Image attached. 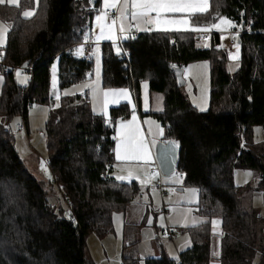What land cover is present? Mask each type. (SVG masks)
Returning <instances> with one entry per match:
<instances>
[{
    "label": "trees",
    "instance_id": "trees-1",
    "mask_svg": "<svg viewBox=\"0 0 264 264\" xmlns=\"http://www.w3.org/2000/svg\"><path fill=\"white\" fill-rule=\"evenodd\" d=\"M98 1L40 0L31 18L16 6L0 4V16L8 24L2 61L9 66L0 95V264H92L87 234L102 238L111 233L113 212H125L139 192L136 181L110 175L115 124L130 117L127 103L111 107L108 119L92 112L86 95L62 97L50 110L45 137L54 181H45L70 200L68 216L62 207H51V190L26 167L10 127L16 115L26 125L32 103L51 100L55 57L60 88L92 75V58L76 48L91 32ZM216 16L227 17L233 30L241 32L233 73L226 70L227 51L216 32L205 46L192 32L128 36L121 45L126 62L109 43L101 44L102 88H129L138 101L145 80L151 92L162 95L161 110L150 114L163 129L162 140L179 144L175 172L199 192L195 213L204 221L186 228L190 247L178 258L161 252L145 258V264H210V219L215 217L221 229L219 264H264V233L252 231V215L239 200L247 187L232 180L234 168L254 169L264 192V134L262 141H253L254 126L264 132V0H209L197 23L209 24ZM199 60L210 63V105L204 111L183 94L173 71ZM20 66L30 67L28 85L14 80L13 69ZM122 264L135 263L123 257Z\"/></svg>",
    "mask_w": 264,
    "mask_h": 264
},
{
    "label": "rangeland",
    "instance_id": "rangeland-1",
    "mask_svg": "<svg viewBox=\"0 0 264 264\" xmlns=\"http://www.w3.org/2000/svg\"><path fill=\"white\" fill-rule=\"evenodd\" d=\"M4 4L14 6L9 3ZM39 4L40 0H18V6L16 7L22 10L21 15L23 16L24 11H31L35 14ZM104 7L105 6L103 5L100 6L99 10L98 7L95 9L97 11L95 12L94 19L92 21L91 34L89 33L85 35L83 41L76 48V52L81 54L82 43L87 41L91 42L92 51L88 57L92 58L93 61L92 75L83 81L60 88L58 79V60L55 57L50 64L49 92L51 100L49 103H32L28 108L26 120H24L27 124L28 132L14 134L16 149L26 167L34 176L45 182L47 189L49 188L51 190L49 196L52 200H54L53 202H50L51 207L55 210L58 209L59 206L62 207L66 216L69 215L68 206L61 197L60 191L56 187H50L46 183V181L51 178V172L47 163L48 153L46 148L45 125L50 110L57 107L60 104L62 97L65 96L72 97L75 95H86L89 99L92 112H96V114L102 116V113H97V106L101 103L100 96L101 91L103 90L101 85V44L104 42L109 43L114 53H121L120 44L116 43V33L119 31V25L121 22L118 20L117 24L114 26L113 32L110 33L107 26L111 24V19L107 18L101 22L97 21V17L100 16V12L101 14L103 13ZM109 10L113 11L114 9L109 8ZM198 14L200 13H197L194 16H188L187 13L174 14V18L177 19L182 16H187L189 24L187 26L177 25L178 27L173 30H170L171 27H168V32H192L193 34H196L197 32L218 33L220 36V45L222 48L226 49L228 55L226 70L229 73H233L238 67L239 49L237 47V43L232 47L228 45L227 32L229 30H233L232 21L225 16H216L209 24H200L197 23L196 16ZM33 15L26 18H31ZM224 21H230L231 26L224 23ZM123 23L125 28L128 30V19L124 20ZM101 24L104 25L103 33L101 32ZM0 25L6 26L8 29V24L1 16ZM213 25H216L217 27H213ZM144 26L145 24L141 22L140 27ZM204 29L208 30L205 31ZM109 35L112 36L111 39L107 38ZM101 36H103V38H100ZM125 38H127V34H125ZM6 40L7 31L3 35L2 42H0V95L2 93L4 83V74L2 72L1 62ZM198 44L205 46L207 41L199 42ZM78 50H80V52H78ZM81 55L84 54L82 53ZM13 77L16 83L22 86L28 85L30 82L29 73L23 70V67L21 66L13 69ZM183 78L185 79V83L181 86L182 92L190 103L199 111L208 109L210 105L211 90L210 63L207 60H199L188 63L183 67ZM21 81L24 82L22 83ZM138 93L143 109L149 108L153 111L161 110L162 95L157 92H151L148 81H141ZM150 93L151 96L149 97ZM152 116L147 113H144L143 115L145 124L148 127V134L153 138H157L158 136L162 137L163 129L156 118ZM148 119L151 120L150 122L152 126H148ZM21 121H23L21 116H14L10 120L11 129L14 130L15 125ZM263 134L264 132L261 126L257 125L253 127V141L255 143L262 141ZM149 178L150 170L144 180L142 179L140 183L141 186L144 187V183H142V181L147 182L145 189L147 188L149 190L151 200L146 195L148 198L146 205H136L137 208H130L127 210L128 221L136 219L145 223V226L139 233L140 242L138 244V250H141L142 257L139 258L137 264H145L146 257L145 254H143V251L151 254V250L155 247V244L157 247L159 246L160 249H162L169 257H176V255L172 256L173 254L169 251H175V246H177L176 241H179L177 238L179 236H184V238L190 241L186 228L198 220H204L203 218L198 217L195 213L196 204L199 201L198 189L192 185H184L183 177L179 172H173L169 176L163 175L162 181L165 193L162 196L157 189L152 187V180L148 182ZM259 179V174L254 169L236 167L233 170V183L236 186L247 187L240 194L239 200L241 207L252 215V231L255 232L256 235H259L260 232L261 234L264 233V192L257 187ZM56 194L57 196L60 195L59 199L54 197ZM210 220L212 254L211 264H218L220 250L218 251L216 248H218L221 234L220 219L215 217ZM112 221L114 228L111 232L112 234L108 233L105 237L100 238L96 233L91 232L86 236V251L92 261V264H100V260H103L101 264H121L120 238L122 232V212L114 211L112 214ZM167 227H169L174 234L173 240H169L168 236L164 234V230ZM102 239L104 245L108 246V252L105 246L104 249L102 248ZM154 239L157 240V243L153 242ZM105 252L107 253V256L104 255ZM156 253L160 252L158 251Z\"/></svg>",
    "mask_w": 264,
    "mask_h": 264
},
{
    "label": "crops",
    "instance_id": "crops-1",
    "mask_svg": "<svg viewBox=\"0 0 264 264\" xmlns=\"http://www.w3.org/2000/svg\"><path fill=\"white\" fill-rule=\"evenodd\" d=\"M102 1H104V0L98 1V6H97L98 10H99L100 6L104 5V2H102ZM94 2H95V0H94ZM105 10H109V8L104 7L103 13L105 12ZM96 11L97 10L94 11V14ZM99 15H101V12L99 13ZM107 18L111 19V20L114 19L110 15H107ZM93 19H94V15H93ZM117 21H118V19H117ZM128 24H129V28H128V30H126L123 33L124 36H125V34L128 35V32H130L132 30L135 32V34L143 33L146 31L147 32H168V30H169V29L164 30V26H156V25H151V24H145L144 27H140V28L147 29V30H138L134 26L136 24V22L132 21L130 18L128 19ZM168 27H171L170 30H173L178 26L176 25V26H168ZM87 42H90V41H87ZM91 51H92V48H91ZM139 87H140V84H139ZM122 90H124V91H122ZM105 93H108L107 97L105 96ZM150 96H151V93L149 94V97ZM100 98H101V103H100V105L97 106V110H98L97 113H102V116L105 119H108V117H109V109L111 107L118 106L120 103H127L129 106V109L131 110V115L128 119L121 120L115 124V144H114V148H113L114 162L112 163V169H111L110 175L112 177H114L116 180L121 181V182H127L128 183L131 181H136L138 186H139L138 194L131 201V203L127 207L126 211L122 212V232H121V238H120V244H121L120 263L122 264V258L125 257V258H129V259L134 260V263L137 264L139 258L142 257L141 250H138V244L140 242L139 233L142 231L143 227L145 226V223H142L143 221H138L136 219L133 221H128L129 219L127 217V210L130 208L131 209L137 208L136 205H140V204L146 205V203L148 202V198L151 200L149 190L147 188L145 189L147 182L144 181V187L141 186L140 182L142 179L144 180V178L147 175V173L149 172V170H150V177H152L151 176V168L156 164L155 163V157H154L155 147H156L157 142L162 140V138H161V136H158L157 138L150 137V135L148 134V127L145 124V119H144L143 115H144V113H147L150 116H152L150 114V112L152 113V112H157V111L156 110L153 111L149 108L143 109L139 98L137 101L135 99L133 91L130 90L129 88H103V90L101 91ZM105 101H107L106 105H105ZM133 117H135V120H133ZM130 121L132 122L131 125L128 124V122H130ZM150 121L151 120H149V119L147 120L148 126L149 125L152 126ZM126 125L128 126V128L136 130L135 131V139L136 140H139L140 137L144 138V142L148 147V153H149L148 159H131V158H129V159H117L118 144L120 145L119 153H120L121 157H125V156L131 157V156L137 155L136 153H133L131 151H128V152L125 151V147H124V139L125 138L122 137V133L124 131H126V128H125ZM25 132H28L27 124H26V131ZM118 176L126 177V179L119 180V179H117ZM139 178H141V179H139ZM151 180L153 181V178ZM153 188H155V187H153ZM146 195L148 196V198ZM197 216L201 217L199 215H197ZM201 218H203V217H201ZM201 222L202 221L198 220L197 222H195L192 225H195V224H198ZM192 225H190V226H192ZM190 226H188V227H190ZM113 230H114V228H113ZM173 237H174V234H173ZM173 237L169 240H173ZM175 237H176V235H175ZM177 239L179 241H176V243H177V246H175L176 252L174 250L169 251V252H171V254H173L172 256L176 255V257H171V258H178L179 252L184 250V249L189 248L191 245V241L184 238V236H179ZM153 242L157 243V240L154 239ZM104 246L105 245H104L103 239H102V248L103 249H104ZM105 247L107 248V252H108V246H105ZM117 248H118V243H117ZM216 249L218 251L220 250V240H219L218 248H216ZM158 251L160 253L164 252L162 249H160L159 246L157 247L155 244V247H153V249L151 250V254L144 252V251H143V254H145L146 258L150 257V256H158L160 254V253H156ZM210 251H211V239H210ZM104 255L107 256V253L105 252ZM96 258H97V256H96ZM211 258H212V254H211ZM218 258H219V256H218ZM102 261L100 260L99 263L101 264ZM210 264H211V261H210ZM218 264H219V260H218Z\"/></svg>",
    "mask_w": 264,
    "mask_h": 264
},
{
    "label": "snow or ice",
    "instance_id": "snow-or-ice-1",
    "mask_svg": "<svg viewBox=\"0 0 264 264\" xmlns=\"http://www.w3.org/2000/svg\"><path fill=\"white\" fill-rule=\"evenodd\" d=\"M4 3L18 6V0H0V4ZM104 5L105 8H111L119 12V17L117 19L121 22L119 25L120 32L127 30L123 21L129 18L136 22L134 26L138 30H147L140 28L141 22L144 24L164 26V30H168V26H187L189 24V19L187 16H182L181 18L177 19L174 18V14L187 13L188 16H194L197 13L203 14L208 11V0H104ZM33 14L34 13L31 11L23 12L24 17H30ZM105 19H107L106 13H102L97 17L98 22L104 21ZM117 19H113L111 24L107 26L110 33L113 32L114 26L117 24ZM224 23H227L231 26L230 21H224ZM213 27L217 26L213 25ZM204 30L207 31L208 29ZM6 31V26L0 25V42H2L3 35ZM103 31L104 25L101 24V32L103 33ZM100 38H103V36ZM107 38L111 39L112 36L109 35ZM78 52H80V50H78ZM21 82L23 83L24 81ZM107 95L108 93H105L106 97ZM106 103L107 101H105V105ZM133 120H135V117H133ZM131 123V121L128 122L129 125H131ZM125 128L126 131L122 133V137L125 138V151H131L137 155L131 157H121L119 153L120 145L118 144L117 159H148V147L144 142V138L140 137L139 140H136V130L128 128L127 125ZM152 178L154 177H150L148 182H150ZM117 179L123 180L126 179V177L118 176ZM142 183L144 182L142 181Z\"/></svg>",
    "mask_w": 264,
    "mask_h": 264
},
{
    "label": "built area",
    "instance_id": "built-area-1",
    "mask_svg": "<svg viewBox=\"0 0 264 264\" xmlns=\"http://www.w3.org/2000/svg\"><path fill=\"white\" fill-rule=\"evenodd\" d=\"M107 15L112 16L114 19H117L119 17V13L115 10H105V12ZM240 30H229L227 32L228 34V45L232 46L234 44H236V41L238 39V35L240 34ZM135 35V32L132 30L130 32H128L127 36H133ZM194 37L197 39V42H204V41H208L210 38V33L209 32H197L196 34H194ZM125 40V36L123 34V32L117 31L116 33V43L120 44V47L123 43V41ZM91 42H84L82 44V53L86 56H88L91 52ZM119 58L123 61H128L129 57L127 55V52L125 50H123V48L121 47V53ZM1 67H2V72L7 73L9 70V66L6 65L3 61L1 62ZM23 70L27 71L30 70V67L26 66L23 67ZM26 131V125L23 121L17 123L15 125V129L13 130L14 133H23ZM151 176L154 177L153 181H152V186L155 187L156 189H158L160 191V194L163 195L165 193L164 191V185H163V181H162V177L163 174L161 173L159 167L155 164L152 168H151ZM51 181H54V178H51ZM65 203L68 206V213L70 210V200L66 199ZM164 234H166L168 236L169 239H171L173 237V232L170 230V228H166L164 230Z\"/></svg>",
    "mask_w": 264,
    "mask_h": 264
},
{
    "label": "water",
    "instance_id": "water-1",
    "mask_svg": "<svg viewBox=\"0 0 264 264\" xmlns=\"http://www.w3.org/2000/svg\"><path fill=\"white\" fill-rule=\"evenodd\" d=\"M93 2L94 0H91V3ZM173 71L176 84L182 86L185 83V79L183 78V68L176 66L173 68ZM178 153L179 144L176 141L170 139L157 142L154 153L155 163L163 175L169 176L176 171Z\"/></svg>",
    "mask_w": 264,
    "mask_h": 264
}]
</instances>
